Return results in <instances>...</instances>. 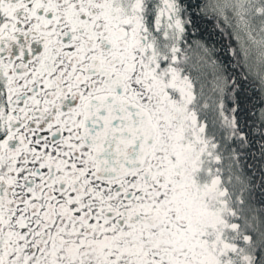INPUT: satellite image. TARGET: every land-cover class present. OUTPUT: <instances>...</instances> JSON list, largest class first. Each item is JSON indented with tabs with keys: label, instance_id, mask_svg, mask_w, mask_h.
Segmentation results:
<instances>
[{
	"label": "snow or ice",
	"instance_id": "obj_1",
	"mask_svg": "<svg viewBox=\"0 0 264 264\" xmlns=\"http://www.w3.org/2000/svg\"><path fill=\"white\" fill-rule=\"evenodd\" d=\"M0 264H264V0H0Z\"/></svg>",
	"mask_w": 264,
	"mask_h": 264
}]
</instances>
